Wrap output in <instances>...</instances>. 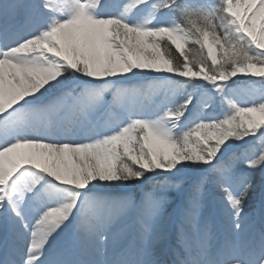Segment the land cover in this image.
I'll list each match as a JSON object with an SVG mask.
<instances>
[{"label":"snow or ice","instance_id":"snow-or-ice-1","mask_svg":"<svg viewBox=\"0 0 264 264\" xmlns=\"http://www.w3.org/2000/svg\"><path fill=\"white\" fill-rule=\"evenodd\" d=\"M0 264H264V0H0Z\"/></svg>","mask_w":264,"mask_h":264},{"label":"rangeland","instance_id":"rangeland-1","mask_svg":"<svg viewBox=\"0 0 264 264\" xmlns=\"http://www.w3.org/2000/svg\"><path fill=\"white\" fill-rule=\"evenodd\" d=\"M254 180H255V187L249 194V200H248L249 204H252V203L259 204V202H260L261 191H262V189H261L262 181H261V177L259 176V174L254 178ZM140 194H142V193L138 190L137 195H140ZM163 194L167 196L169 202H172L173 200L177 199V204L175 206H173L166 213H169L172 209L176 208L177 209V219H178V217H179L178 205L181 204L182 199L186 195V193H184L182 191L178 192V190L174 187V188H168V191L163 193ZM211 211H212L211 206H209L208 208L204 209V214L206 216H211Z\"/></svg>","mask_w":264,"mask_h":264},{"label":"trees","instance_id":"trees-1","mask_svg":"<svg viewBox=\"0 0 264 264\" xmlns=\"http://www.w3.org/2000/svg\"><path fill=\"white\" fill-rule=\"evenodd\" d=\"M258 175V174H257ZM256 175V176H257ZM169 188H174V187H169ZM144 191H149V192H154L156 195L163 194L168 191L166 189L163 193H161L160 187L156 184L155 181L147 183L144 187ZM177 202V199L173 200L172 202H169L165 207H166V212Z\"/></svg>","mask_w":264,"mask_h":264},{"label":"bare ground","instance_id":"bare-ground-1","mask_svg":"<svg viewBox=\"0 0 264 264\" xmlns=\"http://www.w3.org/2000/svg\"><path fill=\"white\" fill-rule=\"evenodd\" d=\"M174 209L176 210L175 215H176V218H177V209L176 208H174ZM174 209H172L169 213L173 212Z\"/></svg>","mask_w":264,"mask_h":264}]
</instances>
